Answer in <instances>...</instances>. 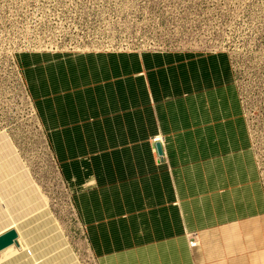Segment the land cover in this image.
I'll return each mask as SVG.
<instances>
[{
  "label": "crops",
  "instance_id": "1",
  "mask_svg": "<svg viewBox=\"0 0 264 264\" xmlns=\"http://www.w3.org/2000/svg\"><path fill=\"white\" fill-rule=\"evenodd\" d=\"M16 60L96 264H264V181L228 51Z\"/></svg>",
  "mask_w": 264,
  "mask_h": 264
},
{
  "label": "rangeland",
  "instance_id": "2",
  "mask_svg": "<svg viewBox=\"0 0 264 264\" xmlns=\"http://www.w3.org/2000/svg\"><path fill=\"white\" fill-rule=\"evenodd\" d=\"M60 25L112 46L228 51L264 181V0H0V234L18 232L0 264H96L16 60L68 38Z\"/></svg>",
  "mask_w": 264,
  "mask_h": 264
},
{
  "label": "built area",
  "instance_id": "3",
  "mask_svg": "<svg viewBox=\"0 0 264 264\" xmlns=\"http://www.w3.org/2000/svg\"><path fill=\"white\" fill-rule=\"evenodd\" d=\"M52 27V26H51ZM57 27V26H55ZM63 33L68 35V38L63 39H46L35 42V45H32L31 51L38 50L44 52H57L62 49L66 51H71L72 53L79 52H89V51H127V50H142V49H132L129 46H112L108 45L106 39H94L89 38L81 32V29L71 26H61L57 27ZM107 43H106V42ZM147 50V49H145ZM159 138H156L155 141H158ZM189 244L191 247H194L198 244L197 239H190Z\"/></svg>",
  "mask_w": 264,
  "mask_h": 264
},
{
  "label": "water",
  "instance_id": "4",
  "mask_svg": "<svg viewBox=\"0 0 264 264\" xmlns=\"http://www.w3.org/2000/svg\"><path fill=\"white\" fill-rule=\"evenodd\" d=\"M158 154L162 153L160 144H156ZM18 232L16 229H10L5 231L4 233L0 234V251L4 250L5 248L13 245L18 244L17 242Z\"/></svg>",
  "mask_w": 264,
  "mask_h": 264
}]
</instances>
